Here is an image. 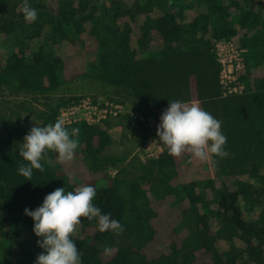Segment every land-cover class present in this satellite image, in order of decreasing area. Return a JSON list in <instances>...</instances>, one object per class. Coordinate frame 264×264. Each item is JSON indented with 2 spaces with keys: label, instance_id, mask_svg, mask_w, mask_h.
Instances as JSON below:
<instances>
[{
  "label": "trees",
  "instance_id": "1",
  "mask_svg": "<svg viewBox=\"0 0 264 264\" xmlns=\"http://www.w3.org/2000/svg\"><path fill=\"white\" fill-rule=\"evenodd\" d=\"M29 3L37 10L34 21L25 19L21 0H0V96L13 99L7 113L0 111L6 259L33 264L42 251L24 208H36L55 188L92 185V202L122 227L100 232L95 219L80 218L70 238L81 264H264V0ZM220 39L244 49L240 92L226 93L219 80L214 45ZM77 78L110 86L107 98L153 118V130L129 113L70 121L63 126L76 129L73 158L60 161L49 151L44 171L33 169L25 181L17 172L27 163L18 154L28 132L21 115L31 113L40 126L54 123L62 107L80 99L58 92ZM172 100L196 101L221 121L226 157L201 161L165 147L144 161L133 157L150 131L156 136ZM114 126L124 128L128 141L118 151Z\"/></svg>",
  "mask_w": 264,
  "mask_h": 264
},
{
  "label": "clouds",
  "instance_id": "2",
  "mask_svg": "<svg viewBox=\"0 0 264 264\" xmlns=\"http://www.w3.org/2000/svg\"><path fill=\"white\" fill-rule=\"evenodd\" d=\"M21 4L25 19L34 21L37 10L30 6L29 0H21ZM75 132L76 129H72L70 133L59 119L44 126L35 123L23 136L22 143L17 144L19 156L27 162L19 165L18 174L25 181H31L33 169L44 171L42 161L49 151L55 152L60 161H70L78 147ZM155 132L159 144L170 155L189 152L201 161L209 159L210 154L220 158L228 155L224 147L227 137L221 131V121L197 103L187 105L180 100L168 101ZM95 196L92 185L72 191L58 187L46 194L36 208H24V215L33 221L32 231L38 237L36 244L42 250L33 264H81L80 253L70 235L82 217L95 219L100 232L121 229L118 220L92 202Z\"/></svg>",
  "mask_w": 264,
  "mask_h": 264
},
{
  "label": "rangeland",
  "instance_id": "3",
  "mask_svg": "<svg viewBox=\"0 0 264 264\" xmlns=\"http://www.w3.org/2000/svg\"><path fill=\"white\" fill-rule=\"evenodd\" d=\"M89 80L90 79H86V78H77L71 82L64 83L61 86V88L58 91L59 93L64 94V95H74V94L79 95L80 94L81 97L76 103L69 105V106H65V107L74 106V109L72 108L70 109V111L74 110V112L72 114L68 113L66 115H62L60 116V118H62L63 120L89 118V115H92V110L88 113L87 111L89 109L86 108L85 104L83 106L84 102H91L93 103L92 105L96 104L99 107H105L106 104L109 106L110 105H120L121 107L120 111H118L115 115L110 114L108 116L113 117L118 114L129 113L132 116V118L143 122L144 125H148V127L152 129L154 121L150 120L151 118L146 119V121H142L137 117H133L134 113H133V110H131L130 104L128 102L126 101H124L123 103L114 102L107 98L108 95L112 94V89L110 88V86H105L100 83H97L96 81L91 82ZM94 95H95V99H93ZM10 100H13V99H12V96H9L8 94L0 96V111L3 112V114L7 113L8 111V109L6 110V107L8 106L7 101H10ZM192 103H196V102L193 101L191 102V104ZM37 106L40 108L42 107L39 104H37ZM21 117H22L20 118L21 121L19 122L21 128H26L29 130L32 126H34L35 123L36 124L39 123V120L34 118L31 113L27 114L26 116L21 115ZM91 117L92 118H89L90 120L91 119L95 120L96 118L95 116L94 117L91 116ZM98 121H95V122H98ZM126 130H129V129H126ZM110 132L115 142L112 145L113 147L112 150L118 151L120 149H123L128 142L123 137L124 128L120 126H114L110 129ZM130 133L131 131H126V134H130ZM21 142H22V139H21ZM162 147L163 146L159 144L158 138L153 134L152 131H150L149 134L145 137V139L134 148L132 155L133 157H138L139 160L144 161L149 156H156V154H158L162 150ZM0 257H2V259H0V264H11L7 260L8 258L6 257V255L3 254L1 251H0Z\"/></svg>",
  "mask_w": 264,
  "mask_h": 264
},
{
  "label": "built area",
  "instance_id": "4",
  "mask_svg": "<svg viewBox=\"0 0 264 264\" xmlns=\"http://www.w3.org/2000/svg\"><path fill=\"white\" fill-rule=\"evenodd\" d=\"M214 50L217 61L220 64L219 80L222 83V85L225 87V92L226 93L240 92L243 88V85L238 82L237 73L243 67L244 49L237 47L232 41L226 39H220L215 43ZM84 104L86 108L89 109L87 111L88 113L92 110V115H89V118H92L91 116L93 117L95 116L96 117L95 120L94 119L90 120L89 118L63 120L62 118H60V116L62 115H66L68 113L72 114L74 110L70 111V109L71 108L74 109V106L61 108L59 110L58 119L63 121V124H67L73 120H81V119L87 122H95L105 118L106 115L109 114L115 115L118 111H120L121 108L120 105L109 106L106 104L105 107H99L96 104L92 105L93 103L91 102H84L83 106ZM133 113H134L133 117H137L142 121H146V119L139 113L135 111H133ZM150 120H153V118H151Z\"/></svg>",
  "mask_w": 264,
  "mask_h": 264
},
{
  "label": "crops",
  "instance_id": "5",
  "mask_svg": "<svg viewBox=\"0 0 264 264\" xmlns=\"http://www.w3.org/2000/svg\"><path fill=\"white\" fill-rule=\"evenodd\" d=\"M193 102V101H192ZM196 102V101H195Z\"/></svg>",
  "mask_w": 264,
  "mask_h": 264
},
{
  "label": "water",
  "instance_id": "6",
  "mask_svg": "<svg viewBox=\"0 0 264 264\" xmlns=\"http://www.w3.org/2000/svg\"><path fill=\"white\" fill-rule=\"evenodd\" d=\"M96 232H97V231H96ZM96 232H95V233H96Z\"/></svg>",
  "mask_w": 264,
  "mask_h": 264
}]
</instances>
